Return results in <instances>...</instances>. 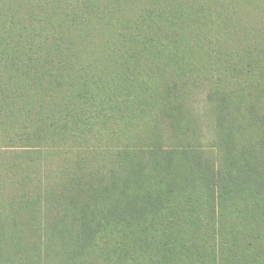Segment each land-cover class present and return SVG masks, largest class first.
Segmentation results:
<instances>
[{"label": "trees", "instance_id": "1", "mask_svg": "<svg viewBox=\"0 0 264 264\" xmlns=\"http://www.w3.org/2000/svg\"><path fill=\"white\" fill-rule=\"evenodd\" d=\"M0 264H264V0H0Z\"/></svg>", "mask_w": 264, "mask_h": 264}]
</instances>
